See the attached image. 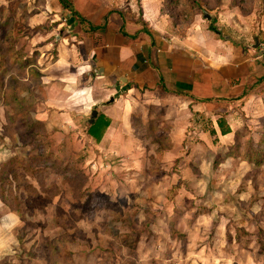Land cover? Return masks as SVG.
<instances>
[{
  "label": "rangeland",
  "instance_id": "obj_1",
  "mask_svg": "<svg viewBox=\"0 0 264 264\" xmlns=\"http://www.w3.org/2000/svg\"><path fill=\"white\" fill-rule=\"evenodd\" d=\"M7 1L0 0V194L19 229L0 264H264V101L249 102L250 117L229 148L197 151L189 163L163 153L169 125L158 120L135 118L137 145L93 142L90 114L75 121L64 106L44 104L51 80L42 70L55 62L67 28L34 31L26 25L37 10L32 0ZM220 4L165 2L180 30ZM38 32L46 40L31 43ZM49 77L67 82L65 72Z\"/></svg>",
  "mask_w": 264,
  "mask_h": 264
},
{
  "label": "crops",
  "instance_id": "obj_2",
  "mask_svg": "<svg viewBox=\"0 0 264 264\" xmlns=\"http://www.w3.org/2000/svg\"><path fill=\"white\" fill-rule=\"evenodd\" d=\"M67 1L75 13L73 24L71 12L59 0L31 1L32 10H37L28 17L27 27L35 31L55 24L51 34L67 28V37L56 40L60 42L54 50L55 62L42 70L43 79L51 80L43 83L44 104L64 106L67 115L76 114L75 121H81L82 114L91 115L98 106L97 117L103 115L110 122L100 144L130 139L133 145L138 138L143 140L134 129L135 118L158 120L169 125L170 142L163 153L183 156L182 162L189 163L197 151L229 148V141L250 117L249 102L264 101L259 95L264 81L258 83L264 78V0H251L249 11H245L248 0H221L217 14L209 15L211 20L195 14L181 30L165 0ZM89 26L96 29L90 31ZM47 35L35 33L30 42L38 44ZM255 38L261 42L259 53L254 50ZM43 50L47 52L50 46ZM47 53L42 54L46 57ZM55 70L65 72L67 82L57 85V78L49 77ZM221 117L231 130L225 136L217 125ZM86 135L95 142L87 129ZM177 185V192L182 193L186 185ZM18 224V216L0 200V253L12 248ZM179 261L188 264L186 258Z\"/></svg>",
  "mask_w": 264,
  "mask_h": 264
},
{
  "label": "trees",
  "instance_id": "obj_3",
  "mask_svg": "<svg viewBox=\"0 0 264 264\" xmlns=\"http://www.w3.org/2000/svg\"><path fill=\"white\" fill-rule=\"evenodd\" d=\"M167 0H165L166 2ZM61 6L63 7L64 10H68L71 12V19L70 22L73 24L75 23V13H73V8L71 7V5L69 4V2L67 0H59ZM169 10V9H168ZM195 14H199V13H195ZM193 14V16L195 15ZM80 24L83 25L84 24V20L83 19H79ZM90 27V31L95 30L96 28L93 26H89ZM260 40H259V44H260ZM2 52L0 51V60H3V58H5V56H3L1 54ZM14 55L16 56V58L21 59L23 57L22 55V51H15ZM27 63H25V68L29 67L32 68L33 65L29 64L28 61H25ZM33 71V70H32ZM35 72V71H34ZM264 81V78L260 79L258 81V83H261ZM4 85L1 82L0 79V95L4 94ZM23 100V99H22ZM110 125L109 120H107L103 115H100L98 117H96L91 123H88V128H87V134L94 139V141L96 143H100L103 139L104 133L106 131V129L108 128V126ZM217 125L219 127L220 133L221 135L225 136L231 133V130L229 128V126L226 123L225 117H221L218 121H217ZM215 131L211 130L210 131V135L211 136H215ZM214 164H217V161H215ZM1 181V180H0ZM0 200L1 202H3L5 204V206H7L6 201L4 200L3 196H1L0 194Z\"/></svg>",
  "mask_w": 264,
  "mask_h": 264
},
{
  "label": "water",
  "instance_id": "obj_4",
  "mask_svg": "<svg viewBox=\"0 0 264 264\" xmlns=\"http://www.w3.org/2000/svg\"><path fill=\"white\" fill-rule=\"evenodd\" d=\"M204 18L206 20H211V16H209L208 14H204ZM75 25H72V29H74ZM259 46V41L257 38H255V45H254V48H257ZM114 101L113 98L110 99V103H112ZM97 109H98V106H95L93 111H91V115H90V119H89V122L91 123L96 117H97Z\"/></svg>",
  "mask_w": 264,
  "mask_h": 264
}]
</instances>
